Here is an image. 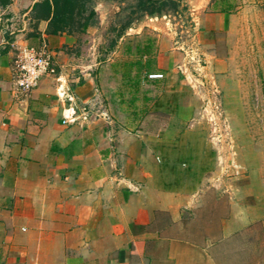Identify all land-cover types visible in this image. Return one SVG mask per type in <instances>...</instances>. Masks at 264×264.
I'll use <instances>...</instances> for the list:
<instances>
[{
  "label": "crops",
  "instance_id": "0c3cea01",
  "mask_svg": "<svg viewBox=\"0 0 264 264\" xmlns=\"http://www.w3.org/2000/svg\"><path fill=\"white\" fill-rule=\"evenodd\" d=\"M187 1L204 14L205 78L178 67L172 11L125 28L114 21L120 0H93L95 21L71 34L36 24L42 0H0V264H226V242L264 229V190L253 183L218 184L231 201L216 238L199 220L210 191L200 90L215 73L230 77L248 39L264 40V0ZM132 32L153 35L135 55ZM29 47L49 51L56 71L25 92L17 62ZM149 60L152 69L125 70Z\"/></svg>",
  "mask_w": 264,
  "mask_h": 264
},
{
  "label": "rangeland",
  "instance_id": "374dc122",
  "mask_svg": "<svg viewBox=\"0 0 264 264\" xmlns=\"http://www.w3.org/2000/svg\"><path fill=\"white\" fill-rule=\"evenodd\" d=\"M138 2L139 0H120L124 9L122 14L115 18V23L129 25L137 22L138 18H142L144 11L139 9ZM188 5L191 10L195 9L201 22V17L204 15L201 10L197 11L196 5L190 3ZM182 14L177 16L179 30L175 37H178V40L185 39L190 34V26L187 21L185 24ZM117 34L116 31L105 34V48H109L112 40L117 38ZM127 38L129 40L126 42H131L135 50L133 55H135L138 52L137 44L142 40L153 38V35L148 32L143 34L132 32L131 35L126 36ZM252 43L248 39L245 45L238 49L239 53L234 57L228 79L222 81L221 77L213 72L215 74H213V84L209 87V92L200 90V101L203 106L199 117L205 122L201 131L207 134L210 146V158L204 160L210 163V191L206 192V203L201 209V213L204 214L200 215L201 219L199 218L203 226L201 223L198 224L209 231L211 238L217 237L222 220L228 217L230 209V191L228 188L225 193L218 191L220 182H224L227 186L253 183L258 186V189L264 190V40L256 46H252ZM174 45L178 51H181L179 44L176 46L174 43ZM201 46L199 45V48ZM182 53L184 55V52ZM148 63V67L145 66L146 63L139 61L126 63L125 70L127 68L133 71L152 69L154 62L149 60ZM184 63L178 64L180 71L183 74L198 77L192 65L188 66L186 73L183 68ZM208 67L209 63L206 64V73ZM206 146L207 144H204V148ZM224 246L223 262L226 264L233 262L264 264L262 224L257 222L247 227L243 233L236 236L234 241L226 242Z\"/></svg>",
  "mask_w": 264,
  "mask_h": 264
},
{
  "label": "built area",
  "instance_id": "2783aa9c",
  "mask_svg": "<svg viewBox=\"0 0 264 264\" xmlns=\"http://www.w3.org/2000/svg\"><path fill=\"white\" fill-rule=\"evenodd\" d=\"M194 10H190V34L185 39L178 40L177 37L175 43L176 46L179 44L180 50L184 52L185 63L183 64V68H185V71L189 65H192L198 76L205 78L206 64L208 62L197 42L201 22L199 15ZM17 63V85L25 92H29L37 87L44 76L54 74L56 71V64L53 55L47 50H38L34 47L23 49L18 56ZM150 77L162 78L163 74H151Z\"/></svg>",
  "mask_w": 264,
  "mask_h": 264
},
{
  "label": "trees",
  "instance_id": "16d2710c",
  "mask_svg": "<svg viewBox=\"0 0 264 264\" xmlns=\"http://www.w3.org/2000/svg\"><path fill=\"white\" fill-rule=\"evenodd\" d=\"M93 0H42L34 6L33 19L38 24L48 19V32H84L95 21L96 12L91 8ZM139 9L147 13L162 11L173 0H139ZM128 26L125 25V28Z\"/></svg>",
  "mask_w": 264,
  "mask_h": 264
},
{
  "label": "flooded vegetation",
  "instance_id": "af4514ba",
  "mask_svg": "<svg viewBox=\"0 0 264 264\" xmlns=\"http://www.w3.org/2000/svg\"><path fill=\"white\" fill-rule=\"evenodd\" d=\"M174 2H177V5H168L164 9L172 11L173 13L177 14V16L184 15V22L186 24V21L188 22L187 24H191V17H190V6L188 5L187 0H173ZM187 17V18H186ZM187 19V20H185Z\"/></svg>",
  "mask_w": 264,
  "mask_h": 264
}]
</instances>
